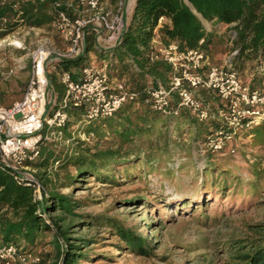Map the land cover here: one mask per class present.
Returning <instances> with one entry per match:
<instances>
[{
    "label": "trees",
    "instance_id": "1",
    "mask_svg": "<svg viewBox=\"0 0 264 264\" xmlns=\"http://www.w3.org/2000/svg\"><path fill=\"white\" fill-rule=\"evenodd\" d=\"M56 1L0 0V39L23 25L51 26L57 15ZM162 16L165 21L158 28ZM204 20L231 27L230 42L236 51L231 57L232 68L241 74L249 63L256 62L257 66L251 67L253 78L249 84L253 89L264 90V0H135L118 45L104 50L97 46L94 35L90 33L82 56L65 59L52 66L49 80L57 102L49 113L63 106L65 87L60 81L61 71L89 63L90 52L107 61L110 77L123 82L137 96L111 115L93 119L87 118L84 106L65 107L70 120L62 131L70 140L69 144L59 147L47 141L41 142L40 156L32 162L37 169L36 177L45 189L41 200H35L33 188L19 182L0 161V237L3 241L23 244L26 250L34 251L51 232L55 236L52 242L57 255L51 264H81L90 258L88 248L95 239L74 236L73 229L98 222L108 225L112 234L120 237L121 247L150 256L152 244L146 237L113 218H106L103 222L86 220V215L75 212L81 202L73 194L63 193L61 187H71L90 177L102 183H118L117 172L122 170L128 175L129 167H141L146 176L156 174L162 168L163 174L173 178L186 159L180 153L175 154L176 146L181 145L179 141L186 133L199 157L193 156L197 168L193 179L199 189L205 193L215 191L225 197L232 193L234 197L250 200L253 205L264 204L263 199L261 202L256 200L261 187L259 179L244 180L236 169L217 159L218 155H234L241 144L236 146L235 152L229 148L220 152L204 150L207 137L221 125L217 116L220 99L217 97L218 103L211 104L206 98L212 91L200 93L212 109L213 116L208 120H200L188 108L178 107L177 93L173 94L172 108L167 111L157 109L148 94L150 88L169 87L172 77L169 63L152 59L156 29L164 44L177 42L182 50L200 48L211 58L217 32L207 29ZM24 92L25 89L10 100L4 98L6 94L2 95L0 104L11 106L23 97ZM73 124H78V128L72 130ZM172 125L177 132L175 139L167 134ZM263 125L257 130L260 131ZM262 130L264 133V128ZM82 134L86 137L82 138ZM170 139L176 142L171 144ZM56 162H59L57 166ZM60 170L65 171L63 176ZM141 201H145L144 198L137 197L130 203ZM74 217L81 220L75 222ZM204 219L207 221L208 215L204 214ZM212 222L217 223V220L213 218ZM229 255L230 264H264V229L259 238L249 241L244 247H237Z\"/></svg>",
    "mask_w": 264,
    "mask_h": 264
},
{
    "label": "rangeland",
    "instance_id": "2",
    "mask_svg": "<svg viewBox=\"0 0 264 264\" xmlns=\"http://www.w3.org/2000/svg\"><path fill=\"white\" fill-rule=\"evenodd\" d=\"M204 24L207 29L217 32L211 51L212 59L225 64V60L232 57L234 52L230 42L231 27L207 20H204ZM42 28L31 30L23 25L0 39V92L1 96L6 94V100L26 89L31 67L30 55L35 48L40 45H62L53 27ZM20 41L24 48L14 44ZM247 66L240 75L250 83L253 78L251 67L257 64L253 62ZM48 93L49 113L57 100L53 88ZM77 128L78 124L71 127L72 130ZM257 128L251 137L242 141L237 153L218 155L217 159L236 169L244 180L259 179L261 187L256 200L261 202L260 199L264 200V125L259 128L260 131ZM167 134L171 139L176 138L173 125ZM182 138L175 154L180 153L186 159L173 178L163 174L162 168L156 174L146 176L141 167H129L128 175L123 174L122 170L117 172L118 183H102L90 177L71 187H61L63 193L73 194L81 202L75 212L86 215V220L103 222L106 218H113L142 234L152 244L150 256L139 255L121 247L123 243L120 237L112 234L108 225L94 222L96 225L93 226H75L72 235L95 239L88 248L90 258L81 264H230L231 251L260 237L264 229V204L257 206L244 197L232 196V193L225 197L215 191L205 193L199 189L193 179L197 174L193 161L194 157L199 159L198 153L189 141L188 133ZM171 139V144L176 142ZM46 141L59 147L70 142L63 133L60 137L53 135ZM161 165L164 166V162ZM64 172L60 170V175L63 176ZM137 197H143L145 201L130 203ZM204 214L208 215L207 221ZM213 218L217 223L212 224ZM73 219L75 222L81 220L79 217ZM54 238L53 233H47L42 244L34 250L40 253L44 264H51L57 257L52 242Z\"/></svg>",
    "mask_w": 264,
    "mask_h": 264
},
{
    "label": "built area",
    "instance_id": "3",
    "mask_svg": "<svg viewBox=\"0 0 264 264\" xmlns=\"http://www.w3.org/2000/svg\"><path fill=\"white\" fill-rule=\"evenodd\" d=\"M133 1L57 0L54 3L57 15L52 25L63 45L35 48L30 55V74L23 97L11 106L0 104V161L19 182L33 188L35 200L42 199L45 189L36 177L32 162L40 156L41 142L63 133L62 128L70 120L65 107L84 106L87 118L93 119L111 115L137 96L123 82L110 77L107 61L87 63L79 70L61 71L60 81L65 87L63 106L53 113L47 112L50 68L59 61L82 56L90 33L104 50L118 45ZM164 21V16L160 17L158 28ZM153 43L152 59L164 60L172 68L169 87L161 85L148 90L157 109L170 110L172 96L177 93L178 107L188 108L200 120H208L213 116L212 109L201 91L210 90L221 101L217 111L221 125L207 137L204 150L220 152L229 148L235 152L239 143L264 124V90L251 88L232 64L213 62L200 48L182 50L177 42L164 44L157 29ZM14 44L24 48L21 41ZM85 137L83 134L82 138ZM0 264H43V258L38 252L26 250L23 244L5 242L0 237Z\"/></svg>",
    "mask_w": 264,
    "mask_h": 264
},
{
    "label": "crops",
    "instance_id": "4",
    "mask_svg": "<svg viewBox=\"0 0 264 264\" xmlns=\"http://www.w3.org/2000/svg\"><path fill=\"white\" fill-rule=\"evenodd\" d=\"M134 5H135V0L132 2V5H131V10H130V13L128 14V21H129V19H130V17H131V13H132V11H133V8H134ZM51 27H53V25L51 24ZM38 29H42L43 30V28L42 27H38ZM54 29V28H53ZM56 32V31H55ZM56 34H57V32H56ZM58 35V34H57ZM59 36V35H58ZM62 45H63V42H62ZM212 51V50H211ZM213 57H212V52H211V59H212ZM94 59V60H93ZM88 61H89V63H96L97 62V64H102L103 62H104V60L103 59H100V58H98V56L96 55V53L95 52H90L89 53V59H88ZM212 61L213 62H215L213 59H212ZM226 62H228L229 64H231V57H229V58H227V60H225V63ZM217 63V62H216ZM81 67V66H80ZM80 67H75V68H72L73 70H79L80 69ZM1 91V90H0ZM209 94L207 95V100L212 104H217L218 103V99H217V96L214 94V93H212V92H208ZM0 96H1V92H0ZM239 144H242V143H239Z\"/></svg>",
    "mask_w": 264,
    "mask_h": 264
}]
</instances>
